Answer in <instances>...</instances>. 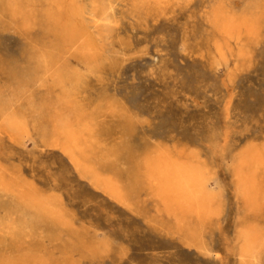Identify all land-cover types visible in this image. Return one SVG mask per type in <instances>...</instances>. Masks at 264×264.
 I'll return each mask as SVG.
<instances>
[{"label":"rangeland","instance_id":"obj_1","mask_svg":"<svg viewBox=\"0 0 264 264\" xmlns=\"http://www.w3.org/2000/svg\"><path fill=\"white\" fill-rule=\"evenodd\" d=\"M0 1V102L23 124L0 112V264H264V0ZM229 18L247 25L228 37ZM157 154L203 173V218L169 211L146 177ZM21 195L53 216L21 213Z\"/></svg>","mask_w":264,"mask_h":264},{"label":"bare ground","instance_id":"obj_2","mask_svg":"<svg viewBox=\"0 0 264 264\" xmlns=\"http://www.w3.org/2000/svg\"><path fill=\"white\" fill-rule=\"evenodd\" d=\"M8 1H10V0H8ZM156 1V0H155ZM158 1H160V0H158ZM1 2V1H0ZM2 2H4V1H2ZM6 2V1H5ZM162 2V1H161ZM185 5V4H184ZM227 5V4H226ZM170 6V5H169ZM5 8H7V5L5 6ZM147 8V7H146ZM183 8V7H182ZM49 17H50V14H47ZM106 16V15H105ZM51 18H49V20H50ZM244 22H246V21H243V22H240V23H238V25H236V23H235V21L234 20H232V19H228L227 20V23L225 24V26H224V30H225V32L227 33V36H228V34H231V32L233 33L234 32V30H235V28H238V27H241V26H246L247 25V22L246 23H244ZM222 25V24H221ZM238 26V27H237ZM218 30V29H217ZM232 30V31H231ZM208 33V32H207ZM210 33V32H209ZM237 34V33H236ZM207 37H208V35H207ZM229 37V36H228ZM233 36H231V38H232ZM237 37H239V36H237ZM249 37H252V36H249ZM209 41V40H208ZM218 41V40H217ZM26 44V43H25ZM204 44V43H203ZM24 46V45H23ZM61 47V46H60ZM206 48V47H205ZM42 49V48H41ZM45 49V48H44ZM50 49V48H49ZM42 52H43V49L41 50ZM47 51H48V48H47ZM58 51V50H57ZM60 51V50H59ZM207 51H208V49H207ZM50 52L52 53V51H51V49H50ZM217 52V51H216ZM220 52L223 54L224 53V51L222 50V47H220ZM34 53V52H33ZM58 53V52H57ZM203 53V52H202ZM41 54V53H40ZM39 54V55H40ZM220 54V53H219ZM37 55V54H36ZM53 54H51V56H52ZM56 55V54H55ZM59 56V55H58ZM219 56V55H218ZM41 56H39V58H40ZM29 58V57H28ZM30 58H31V56H30ZM36 58V57H35ZM37 58H38V56H37ZM48 58V57H47ZM52 58V57H51ZM41 59V58H40ZM59 59V58H58ZM57 59V60H58ZM57 60L55 61L56 63H57ZM29 61V60H28ZM43 61H46L47 62V59H45V60H43ZM59 61H60V59H59ZM33 62V61H32ZM26 63V62H25ZM59 63V62H58ZM28 64V63H27ZM43 64V63H42ZM51 64V62L49 63V65ZM49 65H48V67H47V65L45 64V67H47V71L46 70H44L46 73L50 70L49 69ZM58 65V64H57ZM59 65H61V62H60V64ZM228 65V64H227ZM28 66H29V64H28ZM54 66V65H53ZM62 66V65H61ZM64 66V65H63ZM35 67H36V69H33L32 70V68H31V70L30 69H28V71L25 69L24 70V72L26 73V79L25 80H23L22 81V79L23 78H21V75L19 76L20 77V80H21V83L20 82H18L19 84H20V86H19V90L20 89H23V90H25L26 89V87L27 86H29L31 83H36V81L38 80V79H40V75H39V70L40 69H38L39 68V66L37 65H35ZM38 67V68H37ZM17 68V67H16ZM50 68H51V66H50ZM54 68V67H53ZM52 68V69H53ZM66 68V67H65ZM58 69H59V67H58ZM64 69V68H63ZM9 70V69H8ZM15 70V69H14ZM13 70V71H14ZM17 71V70H16ZM22 71H23V69H22ZM31 71V72H30ZM8 72V71H7ZM23 73V72H22ZM24 73V74H25ZM50 73V72H49ZM8 74V73H7ZM48 74V73H47ZM39 75V76H38ZM24 76V75H23ZM43 76H45V74L43 75L42 74V77ZM17 77V76H16ZM14 78L15 79V81H16V79L18 78ZM45 78V77H44ZM47 78H49V75L47 76ZM57 78V77H56ZM46 79V78H45ZM51 79V78H50ZM46 80H48V79H46ZM10 81H12V79L10 80ZM41 81V80H40ZM42 82H44V79L42 80ZM41 82V83H42ZM46 82V81H45ZM50 82V81H49ZM7 83V82H6ZM38 83V82H37ZM4 84V83H3ZM11 84V83H10ZM39 84V83H38ZM43 84V83H42ZM42 84H40L41 86H42ZM45 84V83H44ZM43 84V85H44ZM55 84V83H54ZM13 85V84H12ZM16 85H17V83H16ZM32 85V84H31ZM47 85H49V84H47ZM35 86V85H34ZM55 86H56V84H55ZM62 86V85H61ZM1 88H2V86H0ZM14 87V86H13ZM52 87V86H51ZM51 87H49V88H46V84H45V89H50ZM8 88V87H7ZM29 88V87H28ZM35 88H39V87H35ZM15 89H18V88H15ZM30 89H33L32 88V86H31V88ZM37 89L35 90V91H37ZM56 89V88H55ZM4 90V89H3ZM9 90H11L10 89V87H9ZM9 90H7V91H9ZM23 90H21L19 93H20V95H22L21 93L23 92ZM34 90H31L29 93H31L32 94V91H34ZM52 90V89H51ZM7 91H4V92H7ZM12 91V90H11ZM11 91H9V92H11ZM18 91V90H17ZM56 90H54V92H55ZM2 92V91H1ZM3 92V93H4ZM8 92V93H9ZM26 94H27V96H23V97H28L29 96V93H28V90H27V92H26V90L24 91ZM47 92V91H46ZM49 92V91H48ZM52 92V91H51ZM51 92H49L50 94V96L49 97H51V95H52V93ZM7 93V94H8ZM12 94L11 95H15V94H13V91L11 92ZM34 93V92H33ZM38 93V92H37ZM61 93V92H60ZM2 94V93H1ZM30 94V95H31ZM9 95V94H8ZM17 99H18V92H17ZM38 95L40 96V93H38ZM38 95H36L37 97H38V99L40 98ZM10 96V95H9ZM8 96V97H9ZM33 96V95H32ZM34 96H35V93H34ZM34 97V98H37V97ZM29 97H31V96H29ZM45 97V96H44ZM44 97L43 96H41V98H43L44 99ZM13 98V97H12ZM14 98H15V96H14ZM15 98V99H16ZM19 98H21V99H18L19 101H21L22 100V102H23V100H25L24 98H22V97H20L19 96ZM33 98V97H32ZM40 98V99H41ZM52 98H54L53 96H52ZM40 99H39V102H41L40 101ZM50 98H48V102L50 101H52L51 99L49 100ZM62 98L60 97V99L58 98V100H61ZM27 100L28 99H26V101L25 102H27ZM35 100V99H34ZM45 100V99H44ZM46 100H47V98H46ZM16 101V100H15ZM36 102H37V100H35ZM54 101V100H53ZM53 101L51 102L52 104H54L53 103ZM17 102V101H16ZM21 102V103H22ZM25 102H23V103H25ZM29 102V101H28ZM27 102V103H28ZM31 102V101H30ZM33 102V101H32ZM43 102H45V101H43ZM47 102V101H46ZM45 102V103H46ZM49 102V103H50ZM22 103V104H23ZM50 103V104H51ZM56 103H57V99H56ZM56 103H55V105H56ZM13 104H15L14 103V101L10 98V99H8V100H5V101H3V102H0V112L1 111H3V112H5V116H7V121H8V124L10 125V126H12V127H14V128H17V129H19V128H22L23 127V124H22V121H21V117H20V115L19 114H17V111H14L13 109L14 108H16L17 109V107L19 108V106L17 105V107H16V105H15V107L13 106ZM16 104H18V103H16ZM19 104H20V102H19ZM40 104V103H39ZM38 104V106L40 107V105ZM46 104H48V103H46ZM45 104V105H46ZM51 104V105H52ZM60 104V103H59ZM26 105V104H25ZM29 105V104H28ZM31 105V104H30ZM44 105V106H45ZM55 105L53 106L52 105V107H55ZM34 106V105H33ZM49 106V104L47 105V107ZM58 106V105H57ZM13 107V108H12ZM27 107V106H26ZM36 107H37V105H36ZM42 107V106H41ZM63 107H65V106H63ZM30 108V107H29ZM44 107H42V112H44L45 113V111H43L44 109H43ZM49 109V108H48ZM52 109V108H51ZM50 109V110H51ZM18 110V109H17ZM21 110V108H19V110L18 111H20ZM49 110V111H50ZM64 110H66V109H64ZM35 111H36V109H35ZM59 111V109L57 110V112ZM29 112V111H28ZM38 112V111H37ZM37 112H36V114H37ZM56 112V111H55ZM67 112H68V110H67ZM23 113H26L27 114V112H23ZM30 113V112H29ZM29 113L27 114L28 115V117H29ZM21 114V113H20ZM31 114H32V112H31ZM36 114H35V116H36ZM49 114H50V112H49ZM48 114V115H49ZM65 114H67V113H65ZM71 114V113H70ZM80 114V113H79ZM2 115H4V113L3 114H1L0 115V118H1V116ZM22 115V114H21ZM51 115H53V114H51ZM38 116V115H37ZM41 116V115H40ZM50 116V115H49ZM33 117V116H32ZM51 117V116H50ZM63 117H65V116H63ZM41 118H42V116H41ZM45 118V117H44ZM87 118V117H86ZM25 119H26V117H25ZM36 119H38L37 117H36ZM1 120V119H0ZM31 120V119H30ZM43 120V119H42ZM57 120V119H56ZM60 120V119H59ZM40 121V120H39ZM48 121V120H47ZM53 121V120H52ZM54 121H55V116H54ZM53 121V122H54ZM72 121H74V120H72ZM25 122H27L26 120H25ZM24 122V123H25ZM36 122H38L37 120H36ZM46 122V121H45ZM52 122V123H53ZM60 122V123H59ZM58 122V124H55V123H53L52 125V128H53V130L55 131V133L58 135V136H61V137H64V138H66V141H67V147L66 148H68V149H70L73 145H76V142H77V136L75 135V134H73L69 129H68V126L65 124V122H63L62 120H60ZM43 123V122H42ZM49 123V122H48ZM44 124V123H43ZM46 125H48V124H46ZM45 125V126H46ZM70 125V124H69ZM26 126H27V124H26ZM47 127V126H46ZM39 128V127H38ZM42 128V127H41ZM43 129V128H42ZM49 129H50V124H49ZM50 132H51V130H49ZM45 132V131H44ZM50 132H47V133H50ZM46 133V132H45ZM46 133V134H47ZM41 134H42V132H41ZM46 134H44V135H46ZM56 136V135H55ZM51 137V136H50ZM55 138V137H54ZM56 141V140H55ZM87 141V140H86ZM64 143V142H63ZM58 144V143H57ZM81 143H79V145H80ZM64 145V144H63ZM85 145V144H84ZM80 147V146H79ZM67 149V150H68ZM77 150V149H76ZM75 150V151H76ZM80 150V149H79ZM73 151V150H72ZM74 151V152H75ZM67 152V151H66ZM81 152V151H80ZM83 152V151H82ZM81 152V153H82ZM68 153H69V151H68ZM67 153V154H68ZM77 153V152H76ZM86 153V152H85ZM90 153V152H89ZM83 154V153H82ZM86 154H88V153H86ZM77 155V154H76ZM89 155V154H88ZM250 155V154H249ZM260 157V156H259ZM78 158H79V156H78ZM248 159H249V157H247ZM261 158V157H260ZM72 159H74V158H72ZM76 159H77V157H76ZM253 159V158H252ZM252 159H250L251 161L250 162H252L253 160ZM255 159V158H254ZM78 160V159H77ZM80 162V161H79ZM254 162V161H253ZM76 163V162H75ZM81 163V162H80ZM83 163V162H82ZM91 164V163H90ZM257 164V163H256ZM77 165H79V164H77ZM76 165V166H77ZM260 165V164H259ZM261 167V166H260ZM89 168H90V166H89ZM84 169H85V167H84ZM147 178H148V180L153 184V186H154V188H156L157 190L156 191H158V195L169 205V211L171 212V210L172 211H180L179 213L180 214H182V213H184V214H190V215H192V214H194V215H197V217L198 216H201V214L206 210V207L208 206V203H209V201H210V196H209V193H208V189H207V181L203 178V176H202V172L200 171V170H198V168L197 167H195V166H193V165H191V164H189L187 161H184V160H180V159H178V158H172L171 156H170V154H169V156L168 155H165V154H157V155H155V156H153V157H151L148 161H147ZM146 171V170H145ZM144 171V172H145ZM254 170H252V172H253ZM258 171V170H257ZM255 173V172H254ZM85 174H86V172H85ZM145 174V173H144ZM87 176V175H86ZM93 176H95V174H93ZM145 176V175H144ZM3 177V176H2ZM1 176H0V186L1 187H4V188H6V189H8L9 188V183H11V182H9L8 183V181H6L4 178H2ZM104 177V176H103ZM105 178V177H104ZM91 179V178H90ZM107 179V178H106ZM104 180V182L106 181L107 182V180ZM254 180V179H253ZM211 181V180H210ZM108 182H110L109 181V179H108ZM148 182V181H147ZM149 182V183H150ZM244 182V181H243ZM250 182H252V181H250ZM66 183H68V182H66ZM100 181H99V185H100ZM112 183H117V182H111L110 184H112ZM254 183V182H253ZM103 184H105V183H103ZM117 184H119V183H117ZM243 183H241V185H242ZM101 186V185H100ZM255 186V185H254ZM257 186V185H256ZM106 187H107V185H106ZM116 187V186H115ZM121 187V186H120ZM243 187V186H242ZM150 188H152V187H150ZM245 188V187H244ZM254 188H256V187H254ZM251 189V188H250ZM106 190H107V188H106ZM110 190L112 191V189H111V187H110ZM109 189H108V191L109 192H111ZM115 190H116V188H115ZM122 190V189H121ZM7 191V190H6ZM11 191L12 192H15V194H18V192H19V189H18V187L17 186H13L12 187V189H11ZM117 191V190H116ZM5 192V191H4ZM150 192H152V189L150 190ZM2 193V192H1ZM125 193V192H124ZM245 193V192H244ZM244 193H243V195H244ZM14 194V195H15ZM35 194H36V192H35ZM114 194L116 195V193L114 192ZM113 194V196H115ZM153 194H155V193H153ZM126 195H124L123 194V196H121V197H123V199H124V201L126 200V198L127 197H125ZM158 196V197H159ZM15 197V196H14ZM18 197V196H17ZM117 197H119V196H117ZM122 199V198H121ZM50 200V198H48V201ZM48 201H44L43 199H40V198H38L37 196H34V195H21V197H20V200H19V210L21 211V213H27V214H30L31 216H36V218L40 221V220H44V219H47L49 216H53V214H54V210H53V208L51 207V206H49V203H48ZM163 202V201H162ZM162 202H161V204H162ZM211 202V201H210ZM15 202H13V204H14ZM217 203V202H216ZM54 204V203H53ZM10 205V204H9ZM13 206H16V205H13ZM12 206V207H13ZM214 207V206H213ZM209 208V207H208ZM212 208V207H211ZM18 210V211H19ZM16 211V210H15ZM19 211V212H20ZM57 211V210H56ZM174 212V213H175ZM208 212V211H207ZM205 213V212H204ZM56 214V213H55ZM180 214H178V215H180ZM174 215V214H173ZM172 215V216H173ZM54 216H57V214L56 215H54ZM171 216V215H170ZM182 216H183V214H182ZM175 217V216H174ZM176 217H178L177 215H176ZM191 217V216H190ZM204 217H206V216H204ZM54 218V217H53ZM64 218V217H63ZM172 218V217H171ZM183 218V217H182ZM201 218H203V216H201ZM174 220H176L175 218H173ZM192 219V218H191ZM58 220H59V218H58ZM182 220V219H181ZM56 221V220H55ZM185 221V220H184ZM204 221H206L205 219H204ZM33 222V221H32ZM51 222V221H50ZM64 222V221H63ZM187 222V221H186ZM194 222V221H193ZM57 223V222H56ZM191 223V222H190ZM196 223V222H195ZM198 223V222H197ZM200 223V222H199ZM187 224V223H186ZM57 225H59V224H57ZM198 225V224H197ZM50 227H51V225H49ZM48 227V226H47ZM49 227V228H50ZM253 228V227H252ZM51 229V231H52V227L50 228ZM187 229H188V227H187ZM255 229V228H254ZM191 230V229H190ZM189 230V231H190ZM256 231H257V229H255ZM178 231V230H177ZM258 233V232H257ZM245 239H243V241H244ZM253 239L251 238V237H249L248 238V246H247V248H248V252H250V251H252L251 250V246L253 245V242L251 243V241H252ZM261 240V239H260ZM242 241V240H241ZM257 245V244H256ZM242 249V248H241ZM252 249H253V247H252ZM245 251V250H244ZM243 251V252H244ZM246 251V252H247ZM247 252V253H248ZM246 253V254H247ZM251 253V252H250ZM253 253V252H252ZM255 255V254H254ZM247 256H249L250 257V254H248ZM246 256V257H247ZM253 256V255H252ZM251 258V257H250Z\"/></svg>","mask_w":264,"mask_h":264}]
</instances>
